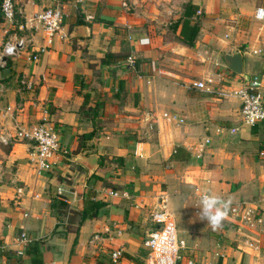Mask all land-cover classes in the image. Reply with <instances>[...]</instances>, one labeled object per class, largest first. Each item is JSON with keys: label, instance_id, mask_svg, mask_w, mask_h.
I'll use <instances>...</instances> for the list:
<instances>
[{"label": "crops", "instance_id": "obj_1", "mask_svg": "<svg viewBox=\"0 0 264 264\" xmlns=\"http://www.w3.org/2000/svg\"><path fill=\"white\" fill-rule=\"evenodd\" d=\"M257 1L61 0L50 36L28 20L51 1L16 0L24 28L0 31V41L15 33L26 42L0 58V132L45 121L60 149L54 167L39 171L31 140L0 142V264H28L16 255L30 240L43 241V264H103L116 248V264H145L143 241L162 200L186 244L180 264H264V121L241 123L232 91L245 78L223 59L240 51L243 71L264 77ZM107 53L132 54L137 68L102 62ZM206 77L210 90L193 85ZM205 190L256 207L261 221L250 227L230 212L213 231L197 216ZM91 199L106 212L77 232L75 214L52 207L78 211ZM95 232L103 239L89 243Z\"/></svg>", "mask_w": 264, "mask_h": 264}, {"label": "built area", "instance_id": "obj_2", "mask_svg": "<svg viewBox=\"0 0 264 264\" xmlns=\"http://www.w3.org/2000/svg\"><path fill=\"white\" fill-rule=\"evenodd\" d=\"M49 1H51L50 5L48 4L28 21L31 22L33 27L42 28L52 36L59 31L64 14L61 0ZM77 1L81 2L82 0ZM16 12V0H0V31L3 32V35H6L9 29L24 28V24L17 23ZM196 13L199 14L201 11L197 10ZM253 16L258 21H264V6L255 7ZM25 42V38H20L15 33L13 36L9 35L6 40L0 41V58L15 55L19 47L24 46ZM139 42L145 44L147 39H140ZM254 52L261 54L264 49L258 48ZM37 57V55H33L34 59H37ZM124 62L129 69L134 70L137 68V60L132 54H129ZM212 83L213 78L206 77L204 80L195 81L193 85L200 89L210 90ZM232 93L241 102L239 112L242 124L255 125L264 121V77L260 75L250 76ZM164 116L167 120L175 119V116L172 115L164 114ZM179 120L182 121V119ZM236 129L234 127L231 131L233 132ZM26 139L33 142L34 150L31 153V161L34 162L37 169L39 171L51 170L54 167V158L60 149L59 139L54 129L45 121H42L32 127L19 128L12 133L0 132V142L3 144ZM260 154L264 156V150H261ZM58 192L61 193V189H58ZM110 193L113 196L118 195L116 191ZM123 195H126V192ZM161 202L159 209L151 213V219L155 226L148 232L143 241V246L146 249L145 264H180L185 256L183 251L186 249V244L183 239L177 236L175 222L166 207V201L162 200ZM231 212L239 217L242 224L250 227L261 221L258 209L249 204H236L232 206ZM21 238L26 239L24 233H22ZM102 239V235L95 232L89 239V243L94 244ZM247 243L250 247L254 245L253 239ZM121 255L122 251L120 249H113L109 252V259L103 264H116ZM185 264H194V261L186 259Z\"/></svg>", "mask_w": 264, "mask_h": 264}, {"label": "trees", "instance_id": "obj_3", "mask_svg": "<svg viewBox=\"0 0 264 264\" xmlns=\"http://www.w3.org/2000/svg\"><path fill=\"white\" fill-rule=\"evenodd\" d=\"M193 9V5H186V9ZM184 22V21H183ZM189 44H192V41H189ZM129 54H123V55H118V54H111L107 53L105 57L102 59V62H110L114 61V59H125ZM179 148L175 149V156H178L179 153ZM106 202L97 200V199H91L88 200L86 203H84V206L80 210L76 211H70V208L66 203L63 201H54L52 203V207L55 208V210H59V213H70L73 212L72 219L75 217L77 218V225L70 230L78 231V226L82 224V222L88 218H93L101 215L102 213L106 212ZM58 214V213H57ZM69 231V230H68ZM64 232V231H60ZM42 244L43 241L41 240H30L28 243L25 245L23 252L20 255H16L17 259L21 262L24 260L28 261V264H43V250H42Z\"/></svg>", "mask_w": 264, "mask_h": 264}, {"label": "clouds", "instance_id": "obj_4", "mask_svg": "<svg viewBox=\"0 0 264 264\" xmlns=\"http://www.w3.org/2000/svg\"><path fill=\"white\" fill-rule=\"evenodd\" d=\"M232 204L231 197L225 199L217 193L205 190L200 196L197 216L200 220L206 221L213 231H216L229 218Z\"/></svg>", "mask_w": 264, "mask_h": 264}, {"label": "water", "instance_id": "obj_5", "mask_svg": "<svg viewBox=\"0 0 264 264\" xmlns=\"http://www.w3.org/2000/svg\"><path fill=\"white\" fill-rule=\"evenodd\" d=\"M18 12H16L15 17L18 16ZM223 59L226 63V66L233 71L234 73L244 77L245 79H249V75L243 71V56L240 51H235L232 53H224Z\"/></svg>", "mask_w": 264, "mask_h": 264}, {"label": "rangeland", "instance_id": "obj_6", "mask_svg": "<svg viewBox=\"0 0 264 264\" xmlns=\"http://www.w3.org/2000/svg\"><path fill=\"white\" fill-rule=\"evenodd\" d=\"M262 0H258L257 2H258V4L261 2ZM177 236H178V234H177ZM178 238H180L179 236H178Z\"/></svg>", "mask_w": 264, "mask_h": 264}]
</instances>
